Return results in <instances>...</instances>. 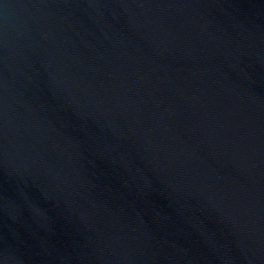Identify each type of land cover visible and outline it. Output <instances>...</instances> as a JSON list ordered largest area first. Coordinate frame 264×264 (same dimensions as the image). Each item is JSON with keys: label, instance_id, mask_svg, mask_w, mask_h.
<instances>
[{"label": "water", "instance_id": "1", "mask_svg": "<svg viewBox=\"0 0 264 264\" xmlns=\"http://www.w3.org/2000/svg\"><path fill=\"white\" fill-rule=\"evenodd\" d=\"M0 264H264V0H0Z\"/></svg>", "mask_w": 264, "mask_h": 264}]
</instances>
